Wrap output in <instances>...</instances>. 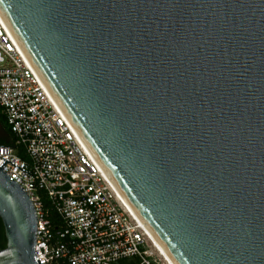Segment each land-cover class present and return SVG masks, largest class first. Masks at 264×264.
Segmentation results:
<instances>
[{"label": "water", "instance_id": "95a60500", "mask_svg": "<svg viewBox=\"0 0 264 264\" xmlns=\"http://www.w3.org/2000/svg\"><path fill=\"white\" fill-rule=\"evenodd\" d=\"M0 21L173 264H264V0H0ZM0 222V264H37L1 170Z\"/></svg>", "mask_w": 264, "mask_h": 264}, {"label": "built area", "instance_id": "2783aa9c", "mask_svg": "<svg viewBox=\"0 0 264 264\" xmlns=\"http://www.w3.org/2000/svg\"><path fill=\"white\" fill-rule=\"evenodd\" d=\"M0 109L26 157H19L16 146H0V170L27 194L34 208L35 263L171 264L1 21Z\"/></svg>", "mask_w": 264, "mask_h": 264}, {"label": "trees", "instance_id": "16d2710c", "mask_svg": "<svg viewBox=\"0 0 264 264\" xmlns=\"http://www.w3.org/2000/svg\"><path fill=\"white\" fill-rule=\"evenodd\" d=\"M0 126L2 127V132L0 133V146H16L15 138L10 131L9 126L6 123L5 117L3 116L0 109ZM17 154L22 160H26L23 150L16 146ZM44 205L48 207V204L44 201ZM50 219L54 222L55 216L51 213ZM128 263V261H123L121 264Z\"/></svg>", "mask_w": 264, "mask_h": 264}, {"label": "flooded vegetation", "instance_id": "af4514ba", "mask_svg": "<svg viewBox=\"0 0 264 264\" xmlns=\"http://www.w3.org/2000/svg\"><path fill=\"white\" fill-rule=\"evenodd\" d=\"M0 132H2V127L0 126ZM5 248V238L3 233V228L0 222V251Z\"/></svg>", "mask_w": 264, "mask_h": 264}, {"label": "bare ground", "instance_id": "6f19581e", "mask_svg": "<svg viewBox=\"0 0 264 264\" xmlns=\"http://www.w3.org/2000/svg\"><path fill=\"white\" fill-rule=\"evenodd\" d=\"M74 130V129H73ZM89 151V150H88ZM97 162V161H96ZM100 166V165H99ZM101 168V167H100ZM119 193V192H118ZM120 194V193H119ZM123 198V197H122ZM125 201V200H124ZM151 235V234H150ZM153 238V237H152ZM154 242L156 243V245L159 247V249L161 250V252L164 254V256L172 263V261L169 259V257L167 256V254L163 251V249L158 245V243L155 241V239H153Z\"/></svg>", "mask_w": 264, "mask_h": 264}, {"label": "rangeland", "instance_id": "374dc122", "mask_svg": "<svg viewBox=\"0 0 264 264\" xmlns=\"http://www.w3.org/2000/svg\"><path fill=\"white\" fill-rule=\"evenodd\" d=\"M1 133V132H0Z\"/></svg>", "mask_w": 264, "mask_h": 264}]
</instances>
